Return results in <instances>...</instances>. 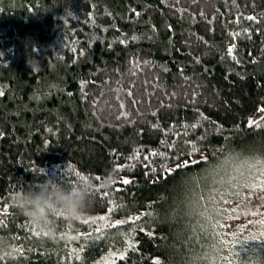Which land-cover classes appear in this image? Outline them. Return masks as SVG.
I'll use <instances>...</instances> for the list:
<instances>
[{
	"label": "trees",
	"instance_id": "1",
	"mask_svg": "<svg viewBox=\"0 0 264 264\" xmlns=\"http://www.w3.org/2000/svg\"><path fill=\"white\" fill-rule=\"evenodd\" d=\"M237 159L264 164V0H0V264H264L228 220L264 189L216 181ZM89 178L56 240L13 207Z\"/></svg>",
	"mask_w": 264,
	"mask_h": 264
},
{
	"label": "clouds",
	"instance_id": "2",
	"mask_svg": "<svg viewBox=\"0 0 264 264\" xmlns=\"http://www.w3.org/2000/svg\"><path fill=\"white\" fill-rule=\"evenodd\" d=\"M114 179L112 175H105L99 181V188L110 191ZM97 195L98 185L91 178L63 183L46 180L33 187H22L14 194L12 203L16 211L34 225L41 239L56 240L57 218L65 223L77 221L95 204ZM0 257L16 260L14 246L5 236H0Z\"/></svg>",
	"mask_w": 264,
	"mask_h": 264
},
{
	"label": "rangeland",
	"instance_id": "3",
	"mask_svg": "<svg viewBox=\"0 0 264 264\" xmlns=\"http://www.w3.org/2000/svg\"><path fill=\"white\" fill-rule=\"evenodd\" d=\"M258 162L261 163V161L259 160H253V161L247 160L245 162V160L241 161L238 159L235 160L233 163H230V165L227 162L217 174L218 177L216 181L218 183L225 181L227 184L229 181L233 183L235 186H237L239 183L245 185V183L249 182L251 184H256L260 186V189L263 190L264 164L261 163V165H257ZM256 202L257 204H254L251 207V212L245 218H241L243 214L242 216H240L239 213L236 211V209L230 210L229 214L231 216L229 217L230 219L228 220L230 221L231 226L232 223L236 224V226L237 225H241L245 227L250 226L247 227L249 231H253L255 233L259 232L260 235L261 231L264 229V193L261 194V199L257 200ZM232 217H235V220H233ZM231 220H233L234 222H232ZM253 232H250L249 235L254 234ZM232 237L234 239H240L243 238V235L240 233L234 234L233 236L231 235V237L229 238Z\"/></svg>",
	"mask_w": 264,
	"mask_h": 264
},
{
	"label": "snow or ice",
	"instance_id": "4",
	"mask_svg": "<svg viewBox=\"0 0 264 264\" xmlns=\"http://www.w3.org/2000/svg\"><path fill=\"white\" fill-rule=\"evenodd\" d=\"M124 183H129V181L125 180ZM100 219H104V217H101Z\"/></svg>",
	"mask_w": 264,
	"mask_h": 264
}]
</instances>
